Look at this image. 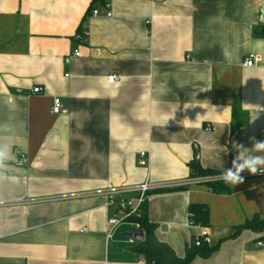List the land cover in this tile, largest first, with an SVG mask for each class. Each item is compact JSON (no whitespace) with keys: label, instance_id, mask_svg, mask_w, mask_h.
<instances>
[{"label":"crops","instance_id":"crops-1","mask_svg":"<svg viewBox=\"0 0 264 264\" xmlns=\"http://www.w3.org/2000/svg\"><path fill=\"white\" fill-rule=\"evenodd\" d=\"M104 4L0 0V264H147L133 226L109 238L124 213L105 195L147 182L162 186L147 219L178 257L206 228L217 249L191 264H264V231L244 228L264 222V174L222 193L198 176L264 141V0H113L110 18Z\"/></svg>","mask_w":264,"mask_h":264},{"label":"built area","instance_id":"built-area-1","mask_svg":"<svg viewBox=\"0 0 264 264\" xmlns=\"http://www.w3.org/2000/svg\"><path fill=\"white\" fill-rule=\"evenodd\" d=\"M113 0H105L104 7L107 10V17L110 18L112 16V10H111V2ZM262 9L264 12V4L262 5ZM93 16L98 15V10H94L92 13ZM83 41H87L88 39V31L85 30L81 36ZM79 52H75V56H79ZM257 57L253 54L249 55L244 62V66L251 68L256 65ZM117 76H111L108 78L109 83H114L118 81ZM40 88H35L33 92L35 94L41 93ZM62 109V104L61 100L59 98L54 99L53 107H52V114L57 115L60 114ZM207 130H212V128L209 126ZM140 160H141V166H146L148 163V158L149 154L147 152H141L139 154ZM27 163V160L23 159L21 160L18 165L22 166L23 164ZM241 175L244 178H250L253 177L254 175L250 174L249 172H243ZM219 176H207V177H202L199 179L200 182H216L218 180H221ZM198 181V179H197ZM162 186H157V185H152L149 184L148 182L138 186V187H121V188H116L113 190H109L105 192V195L108 197L109 203L111 205H114L117 207L118 211H122L124 213L123 218H117V216L112 217L109 220V225L111 226V230L109 232V238H112L114 235L116 229L125 223L130 224L134 228V233L141 231L140 229V224L137 222L142 217L144 216V210H145V205L147 203V199L150 195V192L161 189ZM0 205H11L10 202H0ZM135 220V221H132ZM206 242L209 244V231L206 228H203L201 231V234L195 238L194 244L196 246L200 245L201 242ZM128 243L130 244H136L137 241L133 237L128 238Z\"/></svg>","mask_w":264,"mask_h":264},{"label":"trees","instance_id":"trees-1","mask_svg":"<svg viewBox=\"0 0 264 264\" xmlns=\"http://www.w3.org/2000/svg\"><path fill=\"white\" fill-rule=\"evenodd\" d=\"M216 174L217 173L214 172L200 171L198 176H211ZM211 191L222 193L228 191V188L225 183L217 182L212 183ZM146 210L147 203L145 205L144 216L137 221L140 224L141 231L145 234V239L143 243H137L136 251L143 256L147 264H191L195 258H209L216 251V247H211L208 243L203 241L200 245L196 246L194 244V239L187 249L186 255L183 258L178 257L169 245L157 239L155 235V225L148 221ZM190 216L194 224L206 226L208 209L206 206L192 205L190 206ZM244 228L252 229L255 232H263L264 222L255 219L247 223Z\"/></svg>","mask_w":264,"mask_h":264},{"label":"clouds","instance_id":"clouds-1","mask_svg":"<svg viewBox=\"0 0 264 264\" xmlns=\"http://www.w3.org/2000/svg\"><path fill=\"white\" fill-rule=\"evenodd\" d=\"M252 147L246 148L238 144L237 155L232 161L231 168L224 169L220 179L228 185L235 186L244 182L242 172L247 170L252 175L264 174V141H258L255 137L250 138ZM9 155V146L0 144V169L6 167Z\"/></svg>","mask_w":264,"mask_h":264},{"label":"water","instance_id":"water-1","mask_svg":"<svg viewBox=\"0 0 264 264\" xmlns=\"http://www.w3.org/2000/svg\"><path fill=\"white\" fill-rule=\"evenodd\" d=\"M130 237H133L139 243H143L145 239V234L143 231H138L134 234H131Z\"/></svg>","mask_w":264,"mask_h":264}]
</instances>
